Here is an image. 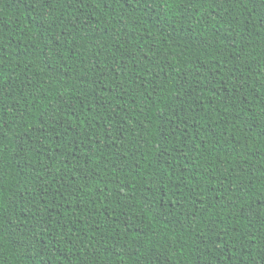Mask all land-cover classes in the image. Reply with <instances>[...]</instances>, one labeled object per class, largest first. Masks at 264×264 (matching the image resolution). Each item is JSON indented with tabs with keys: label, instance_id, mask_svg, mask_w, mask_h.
<instances>
[{
	"label": "trees",
	"instance_id": "trees-1",
	"mask_svg": "<svg viewBox=\"0 0 264 264\" xmlns=\"http://www.w3.org/2000/svg\"><path fill=\"white\" fill-rule=\"evenodd\" d=\"M0 264H264L257 0H0Z\"/></svg>",
	"mask_w": 264,
	"mask_h": 264
},
{
	"label": "snow or ice",
	"instance_id": "snow-or-ice-1",
	"mask_svg": "<svg viewBox=\"0 0 264 264\" xmlns=\"http://www.w3.org/2000/svg\"><path fill=\"white\" fill-rule=\"evenodd\" d=\"M257 4L261 15H264V0H257Z\"/></svg>",
	"mask_w": 264,
	"mask_h": 264
}]
</instances>
